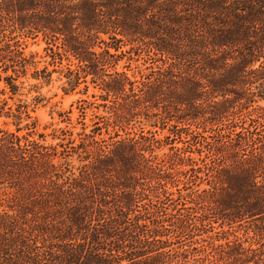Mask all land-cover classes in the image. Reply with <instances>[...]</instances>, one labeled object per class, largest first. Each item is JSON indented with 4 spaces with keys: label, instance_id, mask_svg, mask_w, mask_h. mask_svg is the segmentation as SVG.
<instances>
[{
    "label": "trees",
    "instance_id": "16d2710c",
    "mask_svg": "<svg viewBox=\"0 0 264 264\" xmlns=\"http://www.w3.org/2000/svg\"><path fill=\"white\" fill-rule=\"evenodd\" d=\"M57 2L59 11L46 8L32 25L62 36V45L78 58L75 81L80 71L95 74L116 56L99 38L105 34L140 43L165 65L150 66L141 87L124 71L105 73L107 93L145 109L162 106L166 118L171 108L189 109L194 118L202 109V122L210 124L202 146L212 163L205 171L209 187L202 189V227L220 220V228L245 226L244 237L223 233L216 238L223 241L214 243L209 236L192 247L198 256L191 261L187 250H163L170 241L157 239L137 215L131 218L128 203H117L118 213L107 218L93 199L75 203L60 187L42 190L46 183L40 180L50 178L54 165L33 166L29 160L39 153L29 150L33 142L23 145L17 135L2 133L0 264H264V0ZM97 39L105 43L99 52L93 50ZM10 79L5 77L14 92ZM190 220L181 219L179 233L191 230Z\"/></svg>",
    "mask_w": 264,
    "mask_h": 264
},
{
    "label": "rangeland",
    "instance_id": "374dc122",
    "mask_svg": "<svg viewBox=\"0 0 264 264\" xmlns=\"http://www.w3.org/2000/svg\"><path fill=\"white\" fill-rule=\"evenodd\" d=\"M57 1L0 0V137L13 133L23 145L33 142L29 150L39 153L29 162L37 168L41 161L54 165L50 178L40 180L46 183L42 190L60 187L75 203L93 199V207L100 205L107 218L118 213L117 203H128L131 218L137 215L150 233H158L157 239L170 241L163 250H187L189 261L194 253L198 256L192 247L199 248L209 236L214 243L223 241L216 240L223 233L244 237L245 226L230 229L224 223L220 228V220L202 227V189L209 187L211 176L205 171L212 164L202 146V134H210L204 131L210 124L202 122V109L194 118L189 109L171 108L166 118L162 106L145 109L122 94L107 93L105 73L124 71L141 87L150 66L165 65L140 43L105 34L99 38L116 56L95 74L83 76L80 71L75 81L78 58L62 45V36L55 38L32 25L46 8L59 11ZM104 45L97 39L93 50L99 52ZM9 76L14 92L5 80ZM198 102L202 106V99ZM145 136L157 141L149 144ZM187 216L194 226L179 233L176 225Z\"/></svg>",
    "mask_w": 264,
    "mask_h": 264
}]
</instances>
